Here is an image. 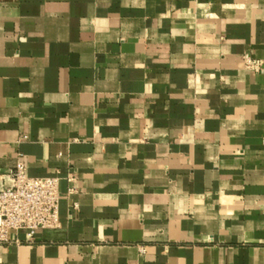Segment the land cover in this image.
Masks as SVG:
<instances>
[{
	"label": "crops",
	"instance_id": "1",
	"mask_svg": "<svg viewBox=\"0 0 264 264\" xmlns=\"http://www.w3.org/2000/svg\"><path fill=\"white\" fill-rule=\"evenodd\" d=\"M248 59L264 0H0V174L62 179L61 228L0 264H264Z\"/></svg>",
	"mask_w": 264,
	"mask_h": 264
},
{
	"label": "built area",
	"instance_id": "2",
	"mask_svg": "<svg viewBox=\"0 0 264 264\" xmlns=\"http://www.w3.org/2000/svg\"><path fill=\"white\" fill-rule=\"evenodd\" d=\"M247 66L264 72L261 62L248 59ZM65 180L71 186L68 195L77 194V177L68 174ZM61 181L60 177H30L23 156L14 169L0 174V245L12 244L13 233L26 232L28 242L32 243L37 232L61 228ZM73 207L79 208L76 203Z\"/></svg>",
	"mask_w": 264,
	"mask_h": 264
}]
</instances>
